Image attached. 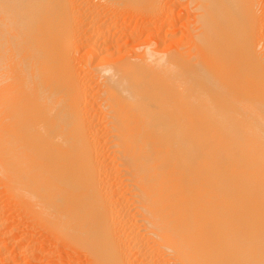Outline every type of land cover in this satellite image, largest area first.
<instances>
[{"label": "bare ground", "instance_id": "6f19581e", "mask_svg": "<svg viewBox=\"0 0 264 264\" xmlns=\"http://www.w3.org/2000/svg\"><path fill=\"white\" fill-rule=\"evenodd\" d=\"M36 261L264 264V0H0V264Z\"/></svg>", "mask_w": 264, "mask_h": 264}, {"label": "rangeland", "instance_id": "374dc122", "mask_svg": "<svg viewBox=\"0 0 264 264\" xmlns=\"http://www.w3.org/2000/svg\"><path fill=\"white\" fill-rule=\"evenodd\" d=\"M168 12H169V10L167 11V13H168ZM167 13H166V10H165V13H164V11H163V15H161V17H160V15H159V17H160L159 19L161 20V18L164 16V14H167ZM144 19H145V18H144ZM146 19H148V18L146 17ZM160 20L158 21V23H160ZM127 22H129V23H128V24H129V26H131V25H132V27H131V28H133V21H127ZM131 22H132V23H131ZM134 23H135V22H134ZM135 24H136V23H135ZM129 28H130V27H129ZM129 28H128V30H129ZM165 28H166V26L164 27V29H165ZM142 36L144 37L145 35H140V36H139V39H140V40H139V39H137V41H141V40L143 39V37H142ZM145 38H146V36L144 37V39H143V40H145ZM143 40H142V41H143ZM35 263H36V264H38V263H37V261H36ZM35 263L33 262V264H35ZM31 264H32V263H31Z\"/></svg>", "mask_w": 264, "mask_h": 264}]
</instances>
